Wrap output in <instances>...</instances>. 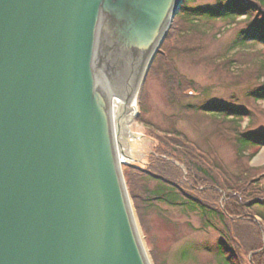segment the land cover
I'll return each instance as SVG.
<instances>
[{
    "label": "water",
    "instance_id": "water-1",
    "mask_svg": "<svg viewBox=\"0 0 264 264\" xmlns=\"http://www.w3.org/2000/svg\"><path fill=\"white\" fill-rule=\"evenodd\" d=\"M184 3L0 0V264H152L119 129Z\"/></svg>",
    "mask_w": 264,
    "mask_h": 264
},
{
    "label": "rangeland",
    "instance_id": "rangeland-1",
    "mask_svg": "<svg viewBox=\"0 0 264 264\" xmlns=\"http://www.w3.org/2000/svg\"><path fill=\"white\" fill-rule=\"evenodd\" d=\"M189 5L213 9L220 7L217 0H193ZM175 23L176 21L160 48L164 53L158 56L159 50L143 86L134 99L138 108L133 112L135 116L128 121L127 128L122 125L119 129L120 159L142 241L152 264H224L223 258H227L231 253H221L219 249L220 243L227 248L230 246L229 238H225L221 233V230H224L221 223L215 220L218 229L207 228L198 212L160 203L147 209L142 217L131 195L133 188L128 183L125 171L132 167L145 168L152 156H162L164 153L168 155L165 148L168 143H194L201 152H210L212 158L214 154L217 155L222 163L235 173L245 171L243 162L248 160L249 155L252 156L249 160L250 166L257 168V181L259 185L264 186V144L252 145L241 155L238 144L233 142L226 130L219 127V117L209 113L186 111L184 108L185 105L204 103L243 107L253 114V118H244L241 130L259 136L258 139H264V101L254 102L249 96L250 91L260 83L253 79L254 73H258L256 68L259 67V63L255 64L254 61L264 59V42L261 41L254 48L242 49L243 47L233 46L242 30L254 29V26L245 20V16L234 23L224 20L200 22V32H188V26L185 24V32L180 35L174 31ZM192 45L195 48L191 52L189 50ZM228 60L231 63H228ZM172 63L180 74L194 81L202 92L195 88L188 89L186 93L190 97L181 102H174L175 98L171 99L173 95L170 91L172 84L169 83L171 74L168 71ZM262 83L264 85V82ZM225 123L228 128L233 127L230 120ZM176 131L183 133L187 142L174 137ZM232 132L234 133L232 130L230 134H233ZM160 147L164 149L163 153ZM181 147L182 145L179 149L176 148V152H183ZM179 156L175 153L165 158L174 163L179 180L190 185V188L193 187L194 194L202 195L199 193L202 184H193L192 175L200 168L198 165L211 169L206 164L208 157L201 156L196 157L194 161H184ZM215 169H211L212 175L220 173L217 167ZM221 176L223 185L228 186L225 175L220 173ZM220 177L217 181L221 182ZM146 186L152 189L154 183L150 182ZM136 190L143 193V186H137ZM211 196L214 204H221L222 200L225 202L227 192L222 200L215 197V194ZM255 209L256 213L246 214L240 219L261 223L264 208ZM262 226L264 228V225ZM263 228L260 227L264 248ZM259 251L252 252L240 248L241 264H254L253 256ZM237 259L238 257L233 260L237 262Z\"/></svg>",
    "mask_w": 264,
    "mask_h": 264
},
{
    "label": "trees",
    "instance_id": "trees-1",
    "mask_svg": "<svg viewBox=\"0 0 264 264\" xmlns=\"http://www.w3.org/2000/svg\"><path fill=\"white\" fill-rule=\"evenodd\" d=\"M192 1L185 0L181 12L176 17L174 31L177 34L180 35L181 32H185V24L188 26V32L189 30L200 32L201 27L198 25L200 22L224 20L234 23L240 17L245 16V20L254 26V29L252 31L242 30L234 41L233 46L243 47L242 49L254 48L261 41L264 42V0H217L220 5L217 9L190 6L189 3ZM249 40L251 43H248ZM193 46L190 47L189 51L192 52L193 48H195ZM163 53L160 50L158 56ZM228 63H231V61L228 60ZM254 63H259V67L256 68L258 73H254L253 79L260 83L250 91L249 96L252 101L260 102L264 101V85L263 83L261 84V82H264L262 80L264 79V59L259 58ZM168 71L171 74V77H169V83L172 84L170 91L173 96L171 99H176H174V102H181L183 99L190 97L186 93L188 89L195 88L197 91L199 90L194 81L188 80L173 67V63ZM199 92L201 93L202 90H199ZM185 106L186 111L209 113L219 117L220 119L218 120H221L219 127H222L224 131L226 130L233 142L238 144L237 147L241 155L245 154L246 149L252 145L264 144V139H258L259 136L248 134L241 130L243 119L246 117L253 118V114L243 107H232L226 104L207 105L205 103ZM226 120H230L232 128L225 126L227 124L225 123ZM232 130L234 133L230 134ZM174 137L187 142V139L180 131H176ZM180 145H182L183 152H176V148L179 149ZM165 148H167L166 152L168 151V155L164 153L162 156H152V160L145 168L132 167L125 171L128 183L133 188L131 195L140 215L143 217L144 212L156 203L181 206L190 211L198 212L201 214L207 228L218 229V226L214 223L215 220L222 224L224 230H221V233L225 238H229L230 246L227 248L220 243L219 249L221 253L228 251L231 253L227 258H223L224 264H241L240 248L252 252L260 250L253 256L252 262L254 264H264L263 233L261 234L264 217L262 216V221L259 224L252 220L243 219V221L240 219L246 214L256 213L255 207L264 208V186L259 185L257 181L259 178L257 168H252L249 163V160L253 157L249 155L248 160H244L243 168L246 169L245 171L235 173L231 172L217 155L214 154L212 158L210 152H201L194 143H168ZM160 151L163 153L164 149L160 147ZM175 153L180 155L179 157L184 161H194L196 157L200 158L201 156L208 157L206 164L214 170L217 167L219 172L225 175L229 183L228 186L223 185L224 180L222 176L220 177V173L212 175L211 169L198 165L200 168H197V172L192 175V181L193 184H202V189L199 192L202 195L194 194L192 192L193 187L190 188V185L179 180L174 163L165 158V156L169 158L170 155L173 156ZM219 177L221 182L217 181ZM150 182L154 183L152 189H148L146 186ZM137 186L139 188L143 186V190H141L143 193L136 192ZM194 188H196V185H194ZM224 191L227 192L225 202L222 200L225 194ZM212 194L222 200L221 204L212 202ZM235 254L238 257L237 262L233 260L237 258Z\"/></svg>",
    "mask_w": 264,
    "mask_h": 264
},
{
    "label": "bare ground",
    "instance_id": "bare-ground-1",
    "mask_svg": "<svg viewBox=\"0 0 264 264\" xmlns=\"http://www.w3.org/2000/svg\"><path fill=\"white\" fill-rule=\"evenodd\" d=\"M114 115H115V119L117 120V116H118V114H117V106H115L114 107ZM131 115V112L128 114V117Z\"/></svg>",
    "mask_w": 264,
    "mask_h": 264
}]
</instances>
